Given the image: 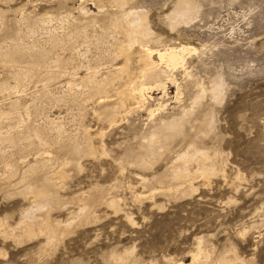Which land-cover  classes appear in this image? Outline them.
<instances>
[{
    "label": "rangeland",
    "instance_id": "374dc122",
    "mask_svg": "<svg viewBox=\"0 0 264 264\" xmlns=\"http://www.w3.org/2000/svg\"><path fill=\"white\" fill-rule=\"evenodd\" d=\"M222 261L264 264V0H0V264Z\"/></svg>",
    "mask_w": 264,
    "mask_h": 264
},
{
    "label": "bare ground",
    "instance_id": "6f19581e",
    "mask_svg": "<svg viewBox=\"0 0 264 264\" xmlns=\"http://www.w3.org/2000/svg\"><path fill=\"white\" fill-rule=\"evenodd\" d=\"M145 20V18H144ZM123 21V20H122ZM130 23V22H129ZM144 27V26H143ZM133 33V32H132ZM134 34V33H133ZM141 35V34H140ZM150 35V34H149ZM130 37V36H129ZM133 37V35H132ZM134 39V38H133ZM131 39V40H133ZM136 40V39H135ZM134 41V40H133ZM138 41V40H137ZM131 44V43H130ZM135 44V43H134ZM121 46V45H120ZM134 47L132 44L131 46H124L121 48V55H123L125 58L128 59L129 57V52L131 49ZM136 47V46H135ZM187 50H193L188 47H180V48H175V47H168L163 49V51L157 50H151L150 48H145V50L141 54V64L143 67V70H145L147 73H151L153 70L152 68L154 66L153 62V56L156 54L161 62H164L167 67H170L171 69H175L179 65H182L184 63V52ZM120 52V51H119ZM131 53V52H130ZM135 53V52H134ZM136 55V54H135ZM21 58V56H19ZM22 59V58H21ZM20 59V60H21ZM140 59V58H139ZM125 60V59H124ZM127 61V60H126ZM128 62V61H127ZM125 62V63H127ZM156 64V63H155ZM125 65V64H124ZM126 70V68H124ZM141 70V69H140ZM78 72V71H77ZM67 73V72H66ZM75 74V73H74ZM153 74V73H152ZM167 74V73H166ZM149 75V74H148ZM144 76V75H143ZM150 76V75H149ZM75 77V76H74ZM159 80V79H158ZM129 83V82H128ZM141 87V86H140ZM161 88V87H160ZM143 88L141 87L138 91L140 92ZM141 93V92H140ZM133 95V94H132ZM125 96H130L129 94H126ZM126 98V97H125ZM92 146V145H91ZM197 159V158H196ZM31 230V229H30ZM29 231V230H28ZM203 253V252H202ZM199 254V253H198ZM222 264H227L225 261H222ZM221 264V263H220Z\"/></svg>",
    "mask_w": 264,
    "mask_h": 264
}]
</instances>
